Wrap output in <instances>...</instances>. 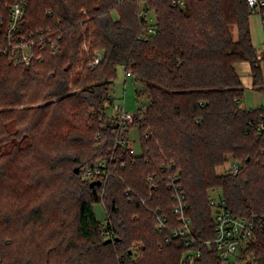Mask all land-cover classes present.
<instances>
[{
    "label": "trees",
    "instance_id": "1",
    "mask_svg": "<svg viewBox=\"0 0 264 264\" xmlns=\"http://www.w3.org/2000/svg\"><path fill=\"white\" fill-rule=\"evenodd\" d=\"M14 1L0 0V13ZM25 1L23 31L51 28L61 51L29 66L0 55V264H180L187 248L196 252L192 264H219L206 243L214 237L211 193L236 216L264 217V134L256 135L264 105L236 102L244 92L237 62L249 64L253 87L264 92V50L252 44L247 1ZM95 48L102 59L88 67ZM118 65L146 101L135 114L136 155L119 142L128 132L102 116ZM225 154L240 160L239 172H216ZM100 158L112 175L83 179L81 170ZM175 174L193 228L189 246L156 230L153 211L166 215L169 229L177 223L167 181ZM23 195L31 206L10 202ZM99 201L112 239L102 237L93 212ZM245 250L253 256L246 264H264V221Z\"/></svg>",
    "mask_w": 264,
    "mask_h": 264
},
{
    "label": "built area",
    "instance_id": "2",
    "mask_svg": "<svg viewBox=\"0 0 264 264\" xmlns=\"http://www.w3.org/2000/svg\"><path fill=\"white\" fill-rule=\"evenodd\" d=\"M248 6L252 9V13H258L261 18L264 17V0H246ZM173 5H183V0H171ZM26 1H14L6 4V14L0 13V55L7 56L13 65L29 66L43 60L44 54L49 53L51 56L60 54V37L57 32L49 27L35 28L27 33L23 31L22 21L25 14ZM142 13V12H141ZM144 13V12H143ZM145 14V13H144ZM153 28H148V32H153ZM84 47V46H83ZM85 49V48H84ZM102 52L94 51L91 59L87 62L88 67H94L102 59ZM130 75L129 71H125V77ZM238 104L241 99H236ZM108 119L114 122L121 132L127 131L128 136L120 140L121 144L128 146L132 155H136L131 147L133 140L129 137L130 128L136 125L135 113L127 111L124 103L113 105L112 114ZM264 134V120H259L256 127V135ZM227 171L235 174L240 170L239 161L229 158ZM124 163L121 164V167ZM112 175L109 168L108 160L100 158L91 166L81 170L83 179L92 181L98 179H107ZM168 187L172 190V198L175 201L173 212L176 215V225L168 228L166 215L153 211L156 216V230L158 232H170V237L180 238L185 246H189L194 242L193 228L190 217L186 215L188 203L185 200V194L182 190L180 177L178 174L168 177ZM146 182L149 188L156 187L154 175H148ZM124 193L131 195L132 189L126 186ZM210 205L212 207V222L214 237L206 241L210 243L216 250L219 264H233V257L244 249L252 240L256 222L264 221V217H258L252 213L249 216H236L226 206L225 199L221 195L211 196ZM106 214V212H105ZM114 231L110 226L107 217L105 218L101 235L104 239H112ZM169 242V237L165 238Z\"/></svg>",
    "mask_w": 264,
    "mask_h": 264
},
{
    "label": "rangeland",
    "instance_id": "3",
    "mask_svg": "<svg viewBox=\"0 0 264 264\" xmlns=\"http://www.w3.org/2000/svg\"><path fill=\"white\" fill-rule=\"evenodd\" d=\"M147 23L150 25H153L155 22V16L154 13L152 11H148L147 12ZM84 46V47H83ZM85 48V49H84ZM79 50L81 53L83 54H88L89 53V45L86 42H82L80 44ZM97 51V52H101L100 49L95 48L92 50V52ZM77 70V69H75ZM243 79V84L245 87H247L246 85V81L245 78ZM136 86L137 83L135 81V78L132 74L128 75L125 77V70L124 67L121 65L116 66L115 68V76L113 78V82L111 84V88H110V94L112 97V102L110 104V106L103 112L102 116L104 118H108V116H110V114H112V106L118 105V104H122L124 103V107L127 111L131 112V113H135L138 109V107L140 105H143L146 101H145V97H139L137 98L136 96ZM137 87L140 88V85H138ZM79 90V89H77ZM44 102H39V103H35V104H31L29 106H40L43 105ZM129 137L133 140V142L131 143V147L133 148V151L137 154L140 153L141 148H140V135L139 132L137 130V125L133 126L130 128L129 131ZM232 158L235 159L237 161L240 160L236 159L232 156V154H225L224 156V160L223 163L221 165H219L216 168V172L219 174L228 172L227 171V166H228V159ZM212 196H216L218 195V191L216 192H212L211 193ZM12 201V202H11ZM11 203L13 204H28V206H31V204L33 203V199L28 198L27 196H15L13 197V199L10 200ZM70 204V203H69ZM72 204V203H71ZM92 209L93 212L97 218L98 221H100L101 223L104 222L105 218H106V214H105V210L103 208L102 203L99 202H93L92 204ZM251 242V241H250ZM249 245V244H248ZM248 245L240 250L238 252V254L236 256L233 257V264H246V261H252V253L247 252L245 249L248 247ZM196 254V252L193 249L187 248L182 252V256H181V262L180 264L184 263L187 257H190V264H192V258L194 255Z\"/></svg>",
    "mask_w": 264,
    "mask_h": 264
},
{
    "label": "crops",
    "instance_id": "4",
    "mask_svg": "<svg viewBox=\"0 0 264 264\" xmlns=\"http://www.w3.org/2000/svg\"><path fill=\"white\" fill-rule=\"evenodd\" d=\"M249 29L253 46L257 50H264V20L258 13H252L249 16ZM235 69L240 76L243 84L245 78V87L243 84V97L241 98V107L246 109H254L264 105V92L255 89L252 85V77L250 74L249 64L245 61L235 63ZM262 77H264V61L261 62Z\"/></svg>",
    "mask_w": 264,
    "mask_h": 264
},
{
    "label": "water",
    "instance_id": "5",
    "mask_svg": "<svg viewBox=\"0 0 264 264\" xmlns=\"http://www.w3.org/2000/svg\"><path fill=\"white\" fill-rule=\"evenodd\" d=\"M78 171H79V167H75V168H74V172L77 173ZM95 183H96V184H99L98 181H96Z\"/></svg>",
    "mask_w": 264,
    "mask_h": 264
}]
</instances>
